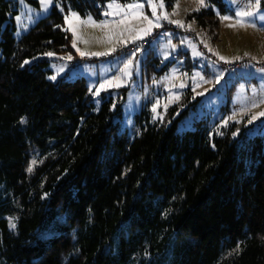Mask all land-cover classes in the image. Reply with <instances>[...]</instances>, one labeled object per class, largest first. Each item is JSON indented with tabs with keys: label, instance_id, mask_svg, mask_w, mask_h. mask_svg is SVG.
I'll list each match as a JSON object with an SVG mask.
<instances>
[{
	"label": "trees",
	"instance_id": "1",
	"mask_svg": "<svg viewBox=\"0 0 264 264\" xmlns=\"http://www.w3.org/2000/svg\"><path fill=\"white\" fill-rule=\"evenodd\" d=\"M106 1L61 0L17 37L18 1L0 0V264H264V135L251 132L264 117L179 131L201 101L189 89L162 120L142 110L132 136L126 88L102 92L97 110L85 77L49 79L74 55L69 8L102 18ZM188 16L205 27L215 14Z\"/></svg>",
	"mask_w": 264,
	"mask_h": 264
},
{
	"label": "rangeland",
	"instance_id": "2",
	"mask_svg": "<svg viewBox=\"0 0 264 264\" xmlns=\"http://www.w3.org/2000/svg\"><path fill=\"white\" fill-rule=\"evenodd\" d=\"M223 1L225 6L222 10L220 6L216 4L215 0H205L206 4L209 6L201 7L200 10L203 8L212 9L215 17L206 18L207 21L204 27V25H200L199 19L194 17L190 18L188 16L198 7V0H176L175 4L178 3L179 8L177 13L171 16V19L182 20L186 25L190 24V31L194 36H196L197 40L194 41L193 37H187L182 33L180 34L175 32L173 29H166V32L172 34L170 37L172 42L178 45L176 52L170 56L168 60L162 61L159 54L162 50L160 45L165 42V38L161 35L159 40L156 39L147 49H144L142 54H138V58L140 60L139 74H133V82L127 83L121 81V87L106 89L111 90L126 88V91L124 92L126 96L122 103L123 116L120 124L122 130L127 131L128 134L132 136L135 135L137 132L136 116L146 108L150 111L152 118L154 116L156 117L154 120H162L168 110L175 103L181 101L184 93L189 89L193 91L194 88V97H201V101L195 108L190 109L189 113L180 122L179 131L192 129L194 127V123L202 118L207 120L213 126L218 124L219 127H222L225 126L222 121L231 117L233 113H236V116L234 119L228 120L227 125L233 122H246L247 125H250L247 123L250 116L264 111V103H257L256 107L251 106L252 102L254 100L258 101L260 97L254 96L250 88L252 85L259 87L262 83L260 77L264 76V73L257 71V69L262 67L264 64V27H261L264 22L257 20L256 28L250 26L246 28L227 27L226 25L228 23H233L234 21H221L216 15V11L219 10L220 15H233L236 9V4L243 6L246 0H235V3L233 4H230L229 0ZM132 2L133 1L120 3L125 4ZM140 2H143V0H140ZM107 3L108 1L104 3L101 9L102 18H98L91 13L97 21L104 19L103 12L105 11ZM18 6V14L27 13L29 8L39 10V6L28 2L27 0H19ZM53 7L48 13L42 14L41 18L47 17L53 10ZM165 10L168 13H172L173 11V9L169 10L167 6L165 7ZM157 11L159 13L161 10L157 9ZM261 11H264V0H261ZM143 12L149 18H152L151 8L147 3H144ZM81 17L84 16L81 15ZM109 19H112V17H109ZM210 20H212V22ZM215 20H218V23H214ZM164 22L169 23L167 20H162L161 24ZM73 23H75V21H73ZM65 26L66 28L68 27L66 24ZM31 27H29L28 30ZM157 29L160 28L153 29L151 34H153ZM78 31L82 32L85 39L90 41L87 44L78 43L77 46L82 51L103 52L112 46L107 42H103L107 32L106 29L85 25L80 27ZM176 34H180V40L177 39ZM150 35L145 37V39H147ZM125 36H127V34H125ZM185 38H187V42L181 44L180 41ZM141 41L143 40L130 42L126 46L136 44ZM188 42H190V44H194L196 49L202 52L203 55L194 56L193 49ZM205 43L208 47H205ZM209 48H211L212 51H209ZM73 50L74 55L71 54L72 57H78L82 59V61H73L74 59L71 61H64L60 59L59 61L52 62L50 67L53 72L49 74V76L54 74V65L67 64L65 72L61 73L58 77L65 74H69L72 78L83 76L86 78L89 87L93 84V82H96V86L98 87L99 82L97 80V76L110 78L113 74H115V69L120 66V62L123 59V57H114L113 55L115 53L108 56L81 57L75 48H73ZM118 50H121V48H118L117 51ZM149 53V58L151 59L145 62V58ZM217 53H219V55H217ZM245 53H248L249 55L245 56ZM220 56L228 58L231 62L236 61L232 59L233 57H241L239 60H251V57L255 56L257 57V60H251L252 65L248 70L229 71L219 66V61H224L220 60ZM71 63L74 64L72 65V69L69 68ZM165 66L167 67L165 68ZM110 68L112 71H108ZM173 68L179 69V72L175 75H171ZM197 71L201 72L205 80L211 82L205 83L198 77L194 81L192 79V74ZM220 71H223L224 74L220 83L216 84L215 74ZM182 73H187V75H182ZM165 76H168L169 78L165 80L160 79ZM153 79H156L159 82L154 84ZM181 83L185 86L180 87ZM241 85L245 86L244 89H241ZM205 89H207V91H205ZM106 90H102L101 93ZM197 93H203V95H198ZM100 95L95 97V99L99 100ZM157 100L159 101V104L157 105V113L159 115H157V113H153L152 111L153 104H155ZM165 105H167L166 108ZM260 118L261 117L254 120L252 124H257ZM128 120L131 121L130 124L127 123ZM251 132H260L264 135V125H262V127L260 125H255Z\"/></svg>",
	"mask_w": 264,
	"mask_h": 264
},
{
	"label": "snow or ice",
	"instance_id": "3",
	"mask_svg": "<svg viewBox=\"0 0 264 264\" xmlns=\"http://www.w3.org/2000/svg\"><path fill=\"white\" fill-rule=\"evenodd\" d=\"M19 2V0H18ZM39 2V10H33L31 8L28 9L27 13L25 14H17L15 16V20L17 22V32L16 35L19 36L23 32L27 31L29 27H31L33 24H35L40 18L42 14H46L50 11V9L55 5V7L59 8L61 12H64V8L61 4V0H38ZM144 3H147L151 8V14L152 18H149L147 15L144 14L143 8ZM230 4L235 3V0H229ZM209 5L206 4L205 0H198V7L194 9V11H199L201 7H208ZM165 0H143V2H140V0H133L132 3H125L122 4L119 2V0H108V3L106 5L105 11L103 12L104 19H101L97 21L90 13L87 14L84 17H81V15L78 12L72 11L71 8H69V11L67 14L64 15V21L65 24L68 25L67 28H65V31H70L72 33V47L76 49V51L79 53L81 57L84 56H108L112 53H116L118 48L123 49L128 43L144 40L145 37L151 34L153 29L161 28L162 20H167L171 24H176L178 27L181 28H188L191 30L190 24H185L182 20H174L171 19L172 15H175L177 13V10L179 8V4H175L173 6L172 13H168L165 10ZM157 9H160L161 11L158 13ZM216 15L219 17L221 21H234L233 23H228L226 26L230 28H246V27H257L256 21H262L264 22V11H261V0H246L245 4L243 6L236 4V9L234 11L233 15H220L219 10L216 11ZM109 17H112V19H109ZM75 21V23H73ZM90 25L93 27H99L102 29H106V36L104 37L103 42H107L111 44L112 46L109 47L106 51L103 52H92V51H82L77 45L78 43H89L90 41L88 39H85L82 32H79L78 29L82 26ZM59 27V26H58ZM261 27H264V24L261 25ZM127 34V36H125ZM165 38V42L160 45V48L162 49L160 51V56L162 58V61L168 60L170 56H172L176 50L178 49V45L176 43H173L171 40V33L165 32L162 34ZM160 39V34L157 35V40ZM187 42V38L184 40H181L180 43L184 44ZM190 44V42H188ZM190 46L193 49V55L194 56H202L203 53L198 51L196 49V46L194 44H190ZM205 47H208V45L205 43ZM142 46H137L134 50L129 51H122L121 55L123 59L120 62V66H118L115 69V74H113L110 78H104L97 76V80L99 82V86H96V82H93L92 85H90L88 91L91 93L92 96L98 97L102 90H106L107 88L112 87H121V81L131 83L133 74L136 75L139 74V66H140V60L138 58V54H142L143 52ZM209 51H212L211 48H209ZM44 55L48 57H52L55 55L53 52H47L44 53ZM219 55V53H217ZM248 53H245V56H248ZM220 60H224L226 62H231L228 60V58L224 56L219 57ZM59 59L64 61H71L73 59L72 55L69 53L67 56L59 57ZM233 60H239L241 57H233ZM251 60L256 61L257 57L253 56L251 57ZM31 61L25 60L24 64H29ZM54 74L49 76L50 80L55 81L57 77L65 72V69L67 67V64H61V65H54ZM108 71H112L110 68ZM258 72L264 73V66L257 69ZM179 72V69L173 68L171 75H175ZM224 72L220 71L215 74V83L219 84L220 80L223 76ZM182 75H187V73H182ZM199 78L200 80H203L205 83H210L211 81L205 80L204 76L201 74V72L197 71L192 74V79L195 81L196 78ZM168 76L161 77V80L168 79ZM260 80L262 81L261 85L259 87L252 85L250 86L251 92L254 96H259L260 99L258 101L254 100L251 104L252 107H256L257 103H264V76L260 77ZM159 81L156 79H153V83L156 84ZM185 85L183 83L180 84V87H184ZM241 89H244V85L240 86ZM95 89V90H93ZM195 91V88L193 89ZM207 91V89H205ZM198 95H203V93H197ZM195 98V97H193ZM95 103L97 104V110H99V100H96ZM159 104V101L155 104H153L152 111L153 113H157V105ZM167 105H165V108ZM113 108H115V105H113ZM157 115H159L157 113ZM236 116V113H233V115L225 120L222 121V123L226 126L228 123V120L234 119ZM259 117H264V111H261L256 114H252L250 118L247 120L248 124H252L254 120L258 119ZM153 119H156L154 116ZM26 118L21 117L20 123L24 124L26 123ZM127 123H131L130 120L127 121ZM240 130L236 129L232 133L233 137H236L239 134ZM223 135V133H220ZM36 164V160L34 159L30 166L28 167L27 171L32 172L33 171V165ZM48 194L45 193L44 196L46 197ZM9 226L11 228H15V218H9ZM239 247V246H238Z\"/></svg>",
	"mask_w": 264,
	"mask_h": 264
},
{
	"label": "built area",
	"instance_id": "4",
	"mask_svg": "<svg viewBox=\"0 0 264 264\" xmlns=\"http://www.w3.org/2000/svg\"><path fill=\"white\" fill-rule=\"evenodd\" d=\"M163 25L166 28H174L175 30H179L178 26L171 24V23L164 22ZM163 33H164L163 29H158L155 34H152L147 39H144L143 41L138 42L136 44H131L129 46H125L123 49L118 50L113 56L116 58H121L122 57V55H121L122 51L126 52L129 50H134L137 46H142L143 50L147 49L152 44V42H154L157 39V35L158 34L162 35ZM185 33L188 36H191L189 34V32L186 31ZM72 65H74V64L71 63L69 65V68L72 69ZM251 65H252V61L249 59L236 60V61H232L230 63L224 62V61H219L220 67L225 68V69L230 70V71L248 70L251 68ZM263 66H264V64H263Z\"/></svg>",
	"mask_w": 264,
	"mask_h": 264
}]
</instances>
